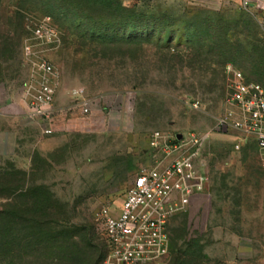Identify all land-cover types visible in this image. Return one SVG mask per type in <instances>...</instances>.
I'll return each instance as SVG.
<instances>
[{"label": "rangeland", "instance_id": "rangeland-1", "mask_svg": "<svg viewBox=\"0 0 264 264\" xmlns=\"http://www.w3.org/2000/svg\"><path fill=\"white\" fill-rule=\"evenodd\" d=\"M44 18L57 45L33 34ZM37 59L57 78L51 134L29 117ZM226 64L264 88L261 7L0 0V264H107L97 214L119 208L161 156L155 132L204 135L210 181L170 219L168 253L150 264H264V170L253 138L221 124L233 110Z\"/></svg>", "mask_w": 264, "mask_h": 264}, {"label": "built area", "instance_id": "built-area-1", "mask_svg": "<svg viewBox=\"0 0 264 264\" xmlns=\"http://www.w3.org/2000/svg\"><path fill=\"white\" fill-rule=\"evenodd\" d=\"M241 3L245 8L261 7L260 0H241ZM33 34L46 44H58L49 18L38 22ZM25 50L31 56L30 47L26 46ZM32 66L31 77L25 85L31 107L29 117L46 122L43 132L51 134L56 73L51 63L43 59L35 60ZM224 75L228 103L233 110L221 124L253 138L264 170V88L248 82L233 64L225 65ZM82 111L87 113L88 107L84 105ZM204 140L205 136L199 133L173 137L159 132L151 135L149 147L161 156L150 169L141 171L133 179L119 208L112 211L102 207L97 214L109 251L107 264H150L167 255L170 219L209 185L208 171L199 162Z\"/></svg>", "mask_w": 264, "mask_h": 264}, {"label": "crops", "instance_id": "crops-1", "mask_svg": "<svg viewBox=\"0 0 264 264\" xmlns=\"http://www.w3.org/2000/svg\"><path fill=\"white\" fill-rule=\"evenodd\" d=\"M260 4H261V8L264 10V0H260ZM9 147L15 146V135L11 134L10 137V142H9ZM4 151V147L3 144H0V153L3 154Z\"/></svg>", "mask_w": 264, "mask_h": 264}, {"label": "trees", "instance_id": "trees-1", "mask_svg": "<svg viewBox=\"0 0 264 264\" xmlns=\"http://www.w3.org/2000/svg\"><path fill=\"white\" fill-rule=\"evenodd\" d=\"M235 66V65H234ZM236 67V66H235ZM237 68V67H236ZM240 70V69H239ZM245 76V75H244ZM246 78V77H245ZM249 82V81H248Z\"/></svg>", "mask_w": 264, "mask_h": 264}]
</instances>
